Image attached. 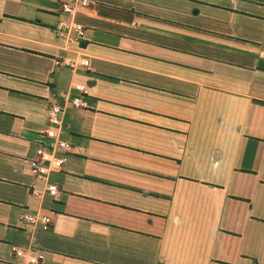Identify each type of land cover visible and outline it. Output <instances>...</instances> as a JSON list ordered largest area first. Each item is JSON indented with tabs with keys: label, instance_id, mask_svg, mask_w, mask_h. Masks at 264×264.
<instances>
[{
	"label": "crops",
	"instance_id": "crops-1",
	"mask_svg": "<svg viewBox=\"0 0 264 264\" xmlns=\"http://www.w3.org/2000/svg\"><path fill=\"white\" fill-rule=\"evenodd\" d=\"M54 104L71 148L50 196L33 162ZM13 247L39 264H264V0H0V264L24 262Z\"/></svg>",
	"mask_w": 264,
	"mask_h": 264
},
{
	"label": "built area",
	"instance_id": "built-area-1",
	"mask_svg": "<svg viewBox=\"0 0 264 264\" xmlns=\"http://www.w3.org/2000/svg\"><path fill=\"white\" fill-rule=\"evenodd\" d=\"M75 4H79L80 6H88L89 0H74ZM62 10L70 14L74 10V4L72 2H63ZM59 27L62 30L67 31L69 34L71 30L77 32V34H81L83 30V26L72 20H61L59 22ZM64 65L73 66L74 62L67 58L62 60ZM83 65H88L89 61L87 59L82 61ZM75 89L79 91L80 96H74L71 99V104L74 107L87 106L88 102L83 97H86L88 94V89L85 85L78 84L75 86ZM64 108L61 105L54 104L50 106L49 109V117H48V126L44 128L42 134L51 140L49 144L43 142L36 149V160L33 162V171L36 178L40 181L45 182V190L50 196H55L57 194L58 188L54 182L49 181V176L52 172L60 170L63 165L64 157L58 155V150H63L65 152H69L71 145L61 136V129L63 126L62 122V112ZM34 194H38L37 191H34ZM22 218L32 224V225H42L46 226L50 223V216L46 214L36 213V214H28L25 213L22 215ZM14 255L20 258H24V262L19 264H39L41 261V255H37L31 251L23 250L19 247H13Z\"/></svg>",
	"mask_w": 264,
	"mask_h": 264
}]
</instances>
